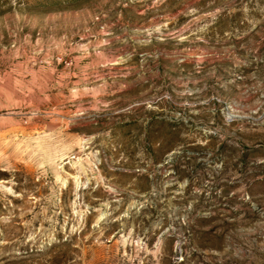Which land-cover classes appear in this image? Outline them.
Here are the masks:
<instances>
[{"label": "rangeland", "instance_id": "1", "mask_svg": "<svg viewBox=\"0 0 264 264\" xmlns=\"http://www.w3.org/2000/svg\"><path fill=\"white\" fill-rule=\"evenodd\" d=\"M0 264H264V0H0Z\"/></svg>", "mask_w": 264, "mask_h": 264}]
</instances>
